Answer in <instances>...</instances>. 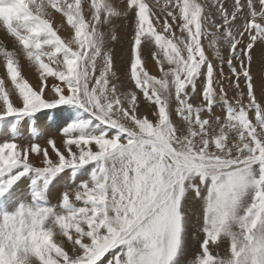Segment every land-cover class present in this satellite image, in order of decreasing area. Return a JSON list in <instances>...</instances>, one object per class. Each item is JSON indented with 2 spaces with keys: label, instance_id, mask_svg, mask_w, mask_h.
<instances>
[{
  "label": "snow or ice",
  "instance_id": "6c2138e0",
  "mask_svg": "<svg viewBox=\"0 0 264 264\" xmlns=\"http://www.w3.org/2000/svg\"><path fill=\"white\" fill-rule=\"evenodd\" d=\"M0 28V197L30 177V200L0 213V264H181L193 224V264H264V0H0ZM63 106L59 146L16 142L23 118Z\"/></svg>",
  "mask_w": 264,
  "mask_h": 264
},
{
  "label": "bare ground",
  "instance_id": "6f19581e",
  "mask_svg": "<svg viewBox=\"0 0 264 264\" xmlns=\"http://www.w3.org/2000/svg\"><path fill=\"white\" fill-rule=\"evenodd\" d=\"M153 2H155V0H153ZM163 3H164V0H160L161 6H163ZM54 26L57 28L59 34L62 37H67L69 35L70 26H67L66 20L61 21L60 17L57 16L54 20ZM0 42L6 43L9 48L12 47L11 39L6 36L2 28H0ZM112 47L116 53V66L119 69H121V71H123L126 67V61H127V55H128L127 41L124 40L121 43H114L112 44ZM147 53L150 54V52L146 51L145 54ZM20 65H21V75L25 79H27L30 84H32L33 86H36V84L38 83V72L36 71V69L30 66L28 62L24 60L23 58L20 61ZM146 67L147 69H150L153 73L158 71L157 69L148 65L147 62H146ZM257 69H260V68H257ZM0 77L6 78V90L8 88L14 89V85H11L10 78L7 77L6 69L4 68L2 61H0ZM51 95H52L51 93H48L49 98H51ZM215 111L218 113L220 110L219 108H217V110ZM70 114L75 115V111L71 112ZM13 120H14V117H11V116L6 117L4 119H0V142H3L5 139L12 138L10 134L7 132V128H8L9 123L12 122ZM64 124L65 122L62 119L61 110L58 111V109L44 110L40 114L37 113L34 117H25L22 119L19 125L18 132L15 137L16 142L19 145H29L35 142V143H40L42 146H45L47 139L53 138L56 140L57 145L59 146L61 143V129L64 126ZM32 159L35 160L36 158L33 156ZM84 170L85 168L83 169V171ZM89 172L90 170L86 171L85 173L89 174ZM70 178L71 177H69V179ZM66 179L65 180L63 179L61 181H66ZM81 179H84V178L81 177ZM28 180H30V177L22 178L21 181L17 183V185H13V187L8 191V193H6L4 197H0V213L12 212L15 210V208L18 206L21 200H30V181ZM61 181L60 182L53 181V184L50 185L51 189L48 190L49 203H56L55 199L59 197L60 193L62 192ZM68 186L70 185L68 184ZM195 201L196 200H190V209L195 215H197L200 205H198L197 204L198 202L197 201L195 202ZM193 227H194V230L190 229L189 232L196 231L195 224H193ZM188 237H190V234H188ZM199 244H200V239L197 235L194 238V242H190L186 236L184 251L180 258L181 264H193L195 256L189 255V253L192 252ZM226 247H227L226 244H222L220 249H216V248H213V249H214V252L216 251L223 252ZM188 259H191L190 263L188 262Z\"/></svg>",
  "mask_w": 264,
  "mask_h": 264
},
{
  "label": "rangeland",
  "instance_id": "374dc122",
  "mask_svg": "<svg viewBox=\"0 0 264 264\" xmlns=\"http://www.w3.org/2000/svg\"><path fill=\"white\" fill-rule=\"evenodd\" d=\"M205 43H207V42H205ZM260 51V52H259ZM255 54L253 53V55H254V63H253V72H254V74L256 73V75H258V73H259V70L260 69H257V68H260V64H258V63H260V60H261V56H262V50L260 49V48H257V49H255ZM256 53H258V54H256ZM261 54V56H260V54ZM259 57V58H258ZM145 58H146V62L148 63V65H150L151 67H153V68H155V69H157L158 71H156V72H152L150 69H148L149 70V72H150V74H159V69H158V66H156V64H155V61L152 59V57H151V55L150 54H145ZM260 59V60H259ZM258 65V66H257ZM254 70H256V71H254ZM225 72H227V68H225ZM155 74V75H156ZM226 87H227V85H225ZM257 94L259 95V80L257 79ZM230 95H231V92L229 93ZM66 107L67 106H63V107H61L60 109H58V111L59 110H61V113H62V119H63V121L66 123L67 122V120H68V117H69V113H71V112H74L75 110H73V109H66ZM142 110H143V106H142ZM215 110H217V108L215 109V107H214V111ZM220 110V109H219ZM44 110H42L40 113H42ZM40 113H38V114H40ZM91 167H92V165H89V166H85L84 168H85V170L83 171V169L82 170H80L77 174H78V176H77V174L75 175L76 177H73V175L71 174V170H66L63 174H61L55 181H58V182H60L61 180H65L66 178V181H61V188H62V191L63 190H65V189H70V188H74L75 187V183H73V180L76 182V183H79V181H81V180H83V179H81V177H83L84 179H86L87 177H88V174L87 173H85L86 171H88V170H91ZM90 168V169H89ZM82 171H83V173H82ZM82 173V174H81ZM90 173V172H89ZM63 175V176H62ZM87 175V176H86ZM80 176V177H79ZM65 177V178H64ZM69 177H71L70 179H69ZM86 177V178H85ZM77 178V179H76ZM28 181H30V180H28ZM68 184L70 185V186H68ZM51 189V187L49 188V190ZM58 198L59 197H57L56 199H55V202L57 203L58 202ZM196 202V201H195ZM198 202V201H197ZM196 204V203H195ZM198 205H199V202L197 203ZM199 215V209H198V212H197V216ZM190 229H192V230H194V227H193V225L189 228V230ZM189 230H188V234H190V237H188V235H187V238L189 239V241L190 242H194V238H195V232L194 231H190L189 232ZM213 250V252H214V249H212ZM199 252V245L192 251V252H190L189 253V255H192V256H196V254ZM188 262L190 263L191 262V259H188ZM105 264H106V261H105Z\"/></svg>",
  "mask_w": 264,
  "mask_h": 264
}]
</instances>
